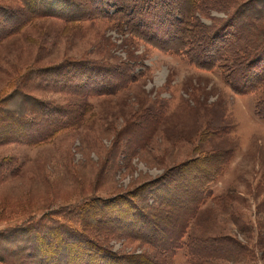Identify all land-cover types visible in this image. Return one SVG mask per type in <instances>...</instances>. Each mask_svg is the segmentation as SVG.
<instances>
[{
	"label": "rangeland",
	"instance_id": "1",
	"mask_svg": "<svg viewBox=\"0 0 264 264\" xmlns=\"http://www.w3.org/2000/svg\"><path fill=\"white\" fill-rule=\"evenodd\" d=\"M214 1L222 8L216 6L209 19H202L207 25L226 19L230 5L243 0ZM31 2L0 0L9 10L22 12L36 10ZM258 2L255 7L264 5V0ZM177 4L174 0L172 5ZM56 12L61 16L36 18L0 43V102L22 92L72 109L83 119L41 144L29 137L12 141L10 130L0 131V232L37 226L58 209L104 200L90 218L89 232L135 264H162V253L150 237L139 238L134 228L110 224V217L122 212L127 214L124 220L134 221L140 212L160 227H173L176 211L191 212L190 186L201 182V172L212 174L227 159L204 204L193 212L188 236L209 238L226 249L228 256L208 254L204 264H264V122L255 109L260 95H239L220 71L199 70L183 57L162 52L157 43L119 31L108 20L69 22L62 10ZM14 17L10 24L2 17L0 29L21 23L19 15ZM98 63L112 75L118 74L117 66L127 67L137 79L120 92H86L80 98L57 92L56 83L82 75L79 67ZM58 66L62 68L53 75L50 69ZM25 128L28 134L34 129ZM161 178L168 181L157 189L154 184ZM3 238L0 264H41L37 247L34 257L27 251L29 257L10 258L8 252L15 249ZM190 261L182 249L171 264Z\"/></svg>",
	"mask_w": 264,
	"mask_h": 264
},
{
	"label": "trees",
	"instance_id": "2",
	"mask_svg": "<svg viewBox=\"0 0 264 264\" xmlns=\"http://www.w3.org/2000/svg\"><path fill=\"white\" fill-rule=\"evenodd\" d=\"M31 1V7L37 11H29L30 7L23 9L24 12L9 10L0 4V25H3L2 17L7 20L5 24H10L15 15L22 19L21 23L7 31L4 26L0 29H3L0 32V43L19 33L36 18L44 15L61 16L57 10H62V14L65 13L67 17L65 20L69 22L105 19L119 31L128 32L149 44L157 43L154 45L164 53L185 58L199 70L220 71L225 83L239 95L259 94L255 109L264 122V5L258 4L255 7L258 0L232 3L227 18L219 22L212 19L214 24L211 25L205 24L202 19H209L210 11L216 9V6L222 8L217 3L212 4V0H175L180 3L177 6L172 5L174 0H87L86 4L76 0ZM213 2L215 3L214 0ZM44 4L45 8L42 6ZM74 66L78 67L76 64L71 67L75 68ZM61 68L62 66H58L50 70L55 75ZM79 68L84 74L56 83L60 86L57 92L64 90L76 97H86L89 94L86 92L94 91L99 95L104 91L120 92L128 89L137 79L130 75L127 67H122L123 71L117 66L118 74L114 75L101 63ZM85 72H93L94 75L89 76ZM50 85L53 88L56 86L52 83ZM11 96L9 101L0 102V131L10 130L12 141L29 137L34 144L51 142L63 131L82 122V114L62 105L29 98L22 92ZM12 105H17L18 108H12ZM82 107L79 104L78 108ZM25 117L28 118L24 124ZM4 124L8 126L5 127ZM30 126L34 129L33 133L31 130L28 134L25 127L32 128ZM227 162L224 159L219 170L212 174L201 172V182L196 183L198 186H190V193H193L190 200L192 209H189L191 212L186 214L187 211L183 208L176 211L170 220L173 227H160L158 221L150 220L140 212L134 215V221L124 220L127 214L118 213L119 215L110 217V224L113 222L114 225H119L117 227L134 228L139 238L150 237L152 244L162 253V264H171L176 253L182 249L188 251L191 264H204L208 254L218 258L228 256L225 248L211 244L212 240L209 238L188 236L189 222L195 216L193 212L204 204L211 184L223 172ZM163 178L154 187L158 189L168 181H161ZM155 190L151 192L155 193ZM118 198L123 200L121 198L126 197ZM166 199L172 202V198ZM103 201L96 199L85 205L84 202L80 203L72 209H58L51 216L43 218V221H47L51 217L40 225H24L0 232L1 237L4 236L3 240L15 249L14 252H8L9 257L17 260L21 255L29 257L27 254L32 252L34 257V248L37 247L39 255H36V259L41 264H135L137 261H129L126 257L116 255L105 246L107 244L104 240L89 232L90 218L98 212V206L103 208ZM119 205L118 203L117 206L121 207ZM135 206L138 210L137 204ZM137 214L142 215L141 221Z\"/></svg>",
	"mask_w": 264,
	"mask_h": 264
}]
</instances>
